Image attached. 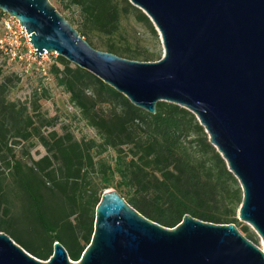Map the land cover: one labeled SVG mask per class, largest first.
Instances as JSON below:
<instances>
[{
	"label": "trees",
	"instance_id": "16d2710c",
	"mask_svg": "<svg viewBox=\"0 0 264 264\" xmlns=\"http://www.w3.org/2000/svg\"><path fill=\"white\" fill-rule=\"evenodd\" d=\"M59 1L76 9L75 29L92 47L133 60L161 58L132 41L124 25L131 18L154 42L159 36L128 0ZM3 15L0 10V20ZM49 72L96 137L76 138L66 125L56 129V117L41 110L40 100L49 97L45 87L11 99L13 75L0 74V231L38 259L47 260L59 242L77 261L107 189L165 227L186 214L238 223L241 187L192 112L159 101L148 113L59 55ZM38 145L44 154L35 158L31 150ZM240 230L250 239L246 226Z\"/></svg>",
	"mask_w": 264,
	"mask_h": 264
},
{
	"label": "water",
	"instance_id": "95a60500",
	"mask_svg": "<svg viewBox=\"0 0 264 264\" xmlns=\"http://www.w3.org/2000/svg\"><path fill=\"white\" fill-rule=\"evenodd\" d=\"M151 21L163 55L133 60L92 47L49 0H0L38 58L55 52L154 114L169 102L192 112L242 190L233 223L184 215L169 228L114 189L95 207L91 239L77 261L54 242L41 260L0 231V264H264V0H128Z\"/></svg>",
	"mask_w": 264,
	"mask_h": 264
},
{
	"label": "rangeland",
	"instance_id": "374dc122",
	"mask_svg": "<svg viewBox=\"0 0 264 264\" xmlns=\"http://www.w3.org/2000/svg\"><path fill=\"white\" fill-rule=\"evenodd\" d=\"M55 8L61 13L75 28L78 25V14L73 6H65L59 0H49ZM3 18L5 16H2ZM126 30L131 34L132 41L136 43V48L139 51L148 50L151 52L160 51V56L163 55V47L160 39L158 43L154 42L146 33L143 25L134 20L129 19L125 24ZM12 30L17 33H6L7 41L13 43L15 40L21 43L25 42L23 34L18 33V28L14 24ZM8 31L0 20V38ZM55 63V55L48 54L41 60H29V61H11L5 54H0V74H9L12 76V89L9 93L11 99H26L32 90L40 89L45 87L49 92L47 99H41V110L48 116L56 117L55 128L60 130V127L66 125L75 135L76 138H89L96 137L95 131L86 126L83 121L78 120L77 109L72 106L68 99V94L62 90L61 87L57 86L53 76L49 72L50 66ZM16 76V77H15ZM33 157H38L44 154V149L41 146H36L31 150ZM112 152L109 153V156ZM238 230L241 232V228L246 226L250 241L256 244L258 247L263 249L262 241L256 231L246 222L239 221L235 224ZM22 226V225H21ZM244 236L245 233L241 232Z\"/></svg>",
	"mask_w": 264,
	"mask_h": 264
},
{
	"label": "built area",
	"instance_id": "2783aa9c",
	"mask_svg": "<svg viewBox=\"0 0 264 264\" xmlns=\"http://www.w3.org/2000/svg\"><path fill=\"white\" fill-rule=\"evenodd\" d=\"M4 18L2 17V22L4 27L8 30L5 31V34L0 38V49L4 52L11 61H29V60H41L48 54H54L55 57L57 54L55 52L43 51L40 56L37 58L34 52V48L29 42L28 35L24 28L19 24L18 20L4 13ZM16 25L18 28V33L23 34L25 37V42L21 43L20 41H14L13 43L7 41L6 33H17L15 30H12V26Z\"/></svg>",
	"mask_w": 264,
	"mask_h": 264
}]
</instances>
